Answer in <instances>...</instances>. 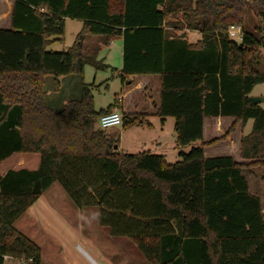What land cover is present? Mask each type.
Returning <instances> with one entry per match:
<instances>
[{
	"label": "trees",
	"instance_id": "obj_1",
	"mask_svg": "<svg viewBox=\"0 0 264 264\" xmlns=\"http://www.w3.org/2000/svg\"><path fill=\"white\" fill-rule=\"evenodd\" d=\"M247 9L264 21V0H12L10 27L0 28V162L16 152L36 153L39 162L0 175V264H40L39 248L13 223L54 182L150 264H264L262 203L243 174L264 165V108L249 96L264 82L254 50L263 44L245 29ZM65 18L83 22L74 43L47 50L61 40ZM177 23L200 39L174 34ZM231 25L240 26L239 41L229 38ZM92 38L102 41L89 49ZM116 39L124 88L128 76L159 82L136 93L139 111H122L121 128L147 114L172 117L177 147L200 142L179 160L114 149L118 137L97 127L120 104L115 97L96 110L83 68L109 67L97 55ZM60 76L78 77L79 94L53 107L47 92Z\"/></svg>",
	"mask_w": 264,
	"mask_h": 264
},
{
	"label": "rangeland",
	"instance_id": "obj_2",
	"mask_svg": "<svg viewBox=\"0 0 264 264\" xmlns=\"http://www.w3.org/2000/svg\"><path fill=\"white\" fill-rule=\"evenodd\" d=\"M181 15H177V19ZM80 20H67L64 33L60 42L53 48L61 51L72 46L79 30ZM178 24V23H177ZM178 24L176 26H180ZM245 29L253 33L256 38L262 40L263 47H254L258 58V70L264 72V21L260 20L250 9L245 12ZM255 26L261 28L260 31L254 29ZM197 37V33H192ZM102 39L92 38L88 42L89 49L98 47ZM239 41V40H235ZM97 59L101 60L109 67L102 70H95L90 65H85L81 81L90 85L93 94V105L96 110L106 108L113 103L115 97L120 92V79L114 73L113 66L119 61V55L115 48H110ZM112 65V66H111ZM72 82H63L59 88L60 99L68 100L78 96L77 87L80 79L69 76ZM75 79V80H73ZM81 83V82H80ZM77 85V86H76ZM250 97H264V82L254 86L249 94ZM53 98V96H51ZM264 108V101L260 103ZM57 107V105H51ZM149 121H157V116L147 118ZM172 124L165 125L163 129L149 128L143 124H135L126 129L121 126L108 128L105 132L108 135L117 136L124 142V152L138 153L147 151L156 152L153 141L161 138L163 149L166 152V161L175 162L179 160L171 157L172 152H187L189 147H177L174 144L173 118H168ZM252 120H248L243 128V134L250 132ZM199 143V142H196ZM221 144V143H218ZM217 144V145H218ZM196 146L197 144H190ZM190 146V147H191ZM120 150V149H119ZM207 155H215L211 149L206 150ZM31 154L36 162L25 165L26 168H36L39 161L38 154ZM219 154V153H218ZM15 157L12 156L0 164V173L5 165H13ZM243 174L247 180L249 191L257 195L262 203V213L264 219V165L256 164L243 169ZM13 226L26 238L35 243L40 250V264H150L136 249L135 245L127 238L110 237L107 231L99 226L96 218V209H77L70 202L65 191L58 182H54L39 198L13 223ZM4 264H23L21 260L5 258Z\"/></svg>",
	"mask_w": 264,
	"mask_h": 264
},
{
	"label": "crops",
	"instance_id": "obj_3",
	"mask_svg": "<svg viewBox=\"0 0 264 264\" xmlns=\"http://www.w3.org/2000/svg\"><path fill=\"white\" fill-rule=\"evenodd\" d=\"M11 8H12V0H0V28L7 29V28L10 27ZM67 20H73V19L65 18L64 19V27H65V24H66ZM82 23L83 22L81 21L80 24H79L78 32L82 28ZM169 29H171L174 32V34H176V35H179V34L185 35V38L190 43H194V42L198 41L200 39V37H201V35H200V33L198 31L189 30V29L185 28L184 25L173 26V27H170ZM192 33H197L198 36L197 37H195V36L193 37ZM59 42H60L59 40L52 42L51 44H49L47 46V50L57 51L53 47L55 46V44H57ZM110 48H115L117 50V52H118V55H119L118 64H116V66H113L116 69V70H114V73L117 75L119 73V70L121 69V52H122L121 40L120 39L111 40L106 47H104V48H102L101 50L98 51V56H100L104 52L108 51ZM65 49L66 48H64L62 50H65ZM108 66H110V64H108ZM57 80H58V86H53L54 90H49L47 92V100H48V103L50 105H59L61 101H62V103H65L66 100H64V99L61 100L60 99V97L58 95V91H59V88H60V86H61V84L63 82L67 81V83H69V84L72 82V78H70L69 76H60V77L57 78ZM73 80H75V79H73ZM124 82L127 85H129V84L130 85L128 87L124 88V86L122 85V83L120 81L121 87H120L119 95L117 96V101L119 102L120 107L117 106V107L112 108V110H116V111H118L120 113L122 111H127L128 108H131V110H134V111L135 110L139 111V107H138V105H136V100H135L136 93H138L139 91L140 92L143 91V93L144 92L145 93L146 92H154V91L158 90V88H159V82H158V78L156 76H148V77L128 76V77L125 78ZM47 83L49 85L51 84V79L50 78L47 80ZM123 90L125 92L122 94ZM77 91L79 93V85L77 87ZM125 93H126V95H125ZM124 95H125V97H124ZM51 96H53V98H51ZM143 107H144V109H140V110H143V111L152 110L150 107L147 108L145 105ZM121 115H122V113H121ZM147 115L148 116H146L143 119L144 122L142 124L147 126V127H149V128H153V127L155 128L156 127L157 129H161L162 130L163 127H165V125L167 124V122H170V123H168L169 125L172 124V121H167V120H169L168 118H172V117H166V118H164V120H161L158 117L159 120L158 119H157V121H153L152 120V122H151L147 118L153 117L154 115H152V114H147ZM173 121H174V119H173ZM108 130L109 129H107L106 131H108ZM196 142H199V141H196ZM196 142H193V143L199 145L200 142L199 143H196ZM153 143H155L154 144L155 145L154 148H155L156 152H151L150 149H148L147 151H149L151 153L161 154L166 159L167 156H166L165 149H163V143H162L161 138H157V140H154ZM174 144H175V135H174ZM187 146L190 149L191 145L189 144V145H186L185 147H187ZM124 147L125 146H124L123 140L121 141V140L118 139V146H117L118 150L120 149V151L124 152L123 151ZM181 151H183V150H181ZM33 154H36V153H33ZM176 155L178 156V154L172 152L171 157L173 159H176ZM12 156L15 157L14 164L13 165L9 164L8 167H7V165H5V168L0 173L1 176L9 169L26 168L25 165H28V164L30 165V164L36 162L35 157H32L31 154H29V153L16 152V153H13L8 158H10ZM8 158H5L4 160H2L0 162V164L3 161L7 160ZM27 169L31 170V169H36V168H27ZM91 262H92V264H97L94 261H91Z\"/></svg>",
	"mask_w": 264,
	"mask_h": 264
},
{
	"label": "built area",
	"instance_id": "obj_4",
	"mask_svg": "<svg viewBox=\"0 0 264 264\" xmlns=\"http://www.w3.org/2000/svg\"><path fill=\"white\" fill-rule=\"evenodd\" d=\"M227 34L230 39L233 40H240L241 38V28L238 25H231L227 29ZM117 116L119 117L117 121ZM105 117H110L111 119L105 120ZM101 120H104V126H101ZM122 124V115L120 112L116 110H112L108 113L102 114L98 117L97 120V127L103 130H106L108 128L121 126Z\"/></svg>",
	"mask_w": 264,
	"mask_h": 264
},
{
	"label": "water",
	"instance_id": "obj_5",
	"mask_svg": "<svg viewBox=\"0 0 264 264\" xmlns=\"http://www.w3.org/2000/svg\"><path fill=\"white\" fill-rule=\"evenodd\" d=\"M263 34H264V31H263ZM239 46H241L239 44ZM250 101L253 103V104H260L261 102L264 101V97H250ZM117 146L114 145V149H116Z\"/></svg>",
	"mask_w": 264,
	"mask_h": 264
},
{
	"label": "clouds",
	"instance_id": "obj_6",
	"mask_svg": "<svg viewBox=\"0 0 264 264\" xmlns=\"http://www.w3.org/2000/svg\"><path fill=\"white\" fill-rule=\"evenodd\" d=\"M107 119H111L110 117H105V120H107ZM118 119H119V117L117 116V121H118ZM101 126H104V120H101Z\"/></svg>",
	"mask_w": 264,
	"mask_h": 264
}]
</instances>
